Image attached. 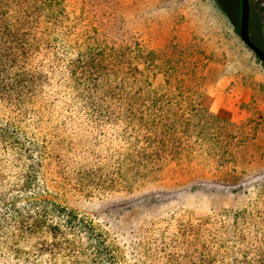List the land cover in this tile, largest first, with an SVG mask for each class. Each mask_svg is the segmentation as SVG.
I'll return each instance as SVG.
<instances>
[{
  "label": "trees",
  "instance_id": "1",
  "mask_svg": "<svg viewBox=\"0 0 264 264\" xmlns=\"http://www.w3.org/2000/svg\"><path fill=\"white\" fill-rule=\"evenodd\" d=\"M82 20L69 0H0V264H218L205 255L220 250L222 264H264V188L242 207L186 225L180 239L153 237L155 246L141 239L128 247L56 197L67 185L107 190L128 170L182 177L202 155L171 146L180 127L174 103L162 99L169 91L152 88ZM249 33L264 50L251 12ZM105 129L115 131V152L94 160L89 136ZM213 172L233 178L236 169Z\"/></svg>",
  "mask_w": 264,
  "mask_h": 264
},
{
  "label": "rangeland",
  "instance_id": "2",
  "mask_svg": "<svg viewBox=\"0 0 264 264\" xmlns=\"http://www.w3.org/2000/svg\"><path fill=\"white\" fill-rule=\"evenodd\" d=\"M69 1L76 3L85 28H94L97 37L122 50L128 67L137 65L152 88L169 91L162 99L174 103L170 117L180 127L171 146L184 157L202 155L187 161L185 176L170 179L155 172L135 177L128 170L125 180L107 190L67 185L57 191L61 202L128 247L141 239L155 246L153 237L179 238L186 225L242 207L263 190L264 66L239 35L240 0ZM249 2L251 29L264 48V0ZM243 87L250 92L248 102H242ZM114 134L105 129L89 136L97 141L94 160L115 152ZM78 147L86 152L85 145ZM223 150L230 154L218 158ZM220 164H234V177L215 175ZM221 253L205 256L222 264Z\"/></svg>",
  "mask_w": 264,
  "mask_h": 264
},
{
  "label": "water",
  "instance_id": "3",
  "mask_svg": "<svg viewBox=\"0 0 264 264\" xmlns=\"http://www.w3.org/2000/svg\"><path fill=\"white\" fill-rule=\"evenodd\" d=\"M250 2L240 0L239 35L246 46L252 50L256 57L264 64V50L256 44L249 33Z\"/></svg>",
  "mask_w": 264,
  "mask_h": 264
},
{
  "label": "crops",
  "instance_id": "4",
  "mask_svg": "<svg viewBox=\"0 0 264 264\" xmlns=\"http://www.w3.org/2000/svg\"><path fill=\"white\" fill-rule=\"evenodd\" d=\"M243 94H242V102H248L250 100V92L246 87L242 88Z\"/></svg>",
  "mask_w": 264,
  "mask_h": 264
}]
</instances>
